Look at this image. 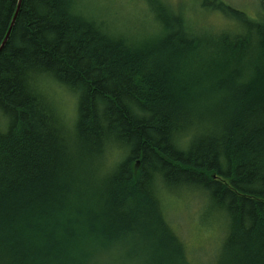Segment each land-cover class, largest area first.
<instances>
[{
	"label": "trees",
	"instance_id": "16d2710c",
	"mask_svg": "<svg viewBox=\"0 0 264 264\" xmlns=\"http://www.w3.org/2000/svg\"><path fill=\"white\" fill-rule=\"evenodd\" d=\"M142 1L130 34L80 0H21L0 50V264H139L156 245L194 264L161 220L170 187L223 210L213 264H264V0L257 17L202 0L233 23L197 31ZM17 2L0 0V44ZM53 84L75 96L72 126Z\"/></svg>",
	"mask_w": 264,
	"mask_h": 264
},
{
	"label": "rangeland",
	"instance_id": "374dc122",
	"mask_svg": "<svg viewBox=\"0 0 264 264\" xmlns=\"http://www.w3.org/2000/svg\"><path fill=\"white\" fill-rule=\"evenodd\" d=\"M173 10L181 11L185 20L190 23L192 29L195 26L210 27L213 29H231L233 22L225 17L221 12L208 9L202 5V0H163ZM224 3L245 12L250 17H257L261 12V0H221ZM83 12L98 16L107 22L108 28L117 32H122L124 28L132 29L136 27V22L145 18V4L142 0H80ZM130 27V28H129ZM143 29V27H142ZM140 29V32L141 30ZM133 32V31H130ZM131 34V33H130ZM54 97L64 106L63 112L67 115L74 112L75 96L66 88L53 84ZM2 119L0 120V129ZM198 195L188 193L170 197L167 210L171 216L174 226L178 230L184 231V237L190 243V260L194 264H209V260L214 256L221 239L220 225H215L214 219L205 218L207 211L202 207ZM208 223H201L200 213ZM201 224V225H200ZM103 264H126L121 256H105ZM128 264H135L129 261Z\"/></svg>",
	"mask_w": 264,
	"mask_h": 264
},
{
	"label": "bare ground",
	"instance_id": "6f19581e",
	"mask_svg": "<svg viewBox=\"0 0 264 264\" xmlns=\"http://www.w3.org/2000/svg\"><path fill=\"white\" fill-rule=\"evenodd\" d=\"M15 13V11H14ZM14 16V14H13ZM87 17L90 18V19H94V20H100V18H98V16H95V15H92V14H87ZM188 25L190 26L191 24L188 23ZM200 26H195V29L197 31V29L199 28ZM130 28V27H129ZM201 28H208V27H201ZM130 31H133V32H130ZM138 31H140V29L138 27H133L132 29H128V28H124V30L122 32H126V33H137ZM1 45V44H0ZM67 89V88H66ZM68 90V89H67ZM48 91V96L52 97L51 100H54L55 101V104H56V108L58 110V112L62 115V117L65 119L64 122L68 125V126H72L73 123L75 122V119H76V111H77V103H76V100H75V103L74 104V112H69V114L67 115L66 113L63 112V108L64 106L61 105V103H59L58 99L56 97H54V90H47ZM69 91V90H68ZM71 92V91H70ZM72 93V92H71ZM73 95V93H72ZM136 169V167H135ZM188 193H195L197 194L198 196V200L201 201L202 203V207L204 208L203 204L207 201H209V195L207 192L205 191H199V190H192L191 187H188L187 189L186 188H182L179 190V192L175 191L174 188H166V190H161V192H159V195L158 197H156L157 199V202L160 203V208L162 210V218L161 220H164L166 223L168 222L172 228L174 229L179 241H181L182 243H184V246H186V256H190V253H189V250H190V243L184 238V237H187L186 234H184V231H180L178 230L173 223V220L171 218V216L169 215V212L167 210V207H168V204H166L170 197H173L175 195H184L186 196V194ZM170 202V201H169ZM200 210H201V206H200ZM206 211H207V214L205 216L208 217L209 219H214V222H215V225H220L219 229L221 230V239H220V243L218 245V248L216 250V253L214 254V256L209 260V264H213L214 261H217V257H218V251L220 249V244H221V240H222V235L226 233V228H227V224H228V221L226 219V217L222 214L224 213L223 210H219V208H216V206L214 205V203H210V205L208 206V204L206 205ZM216 217V219L214 218ZM204 223L205 225H207L208 223L204 220V217L201 221V223ZM201 225V224H200ZM160 251L158 249V246L156 245L155 247H149L148 248V252H147V255L144 254L146 256V260L144 258V261L139 263V264H176L175 262V259H170L166 256V253L164 251H160L161 254L159 255L157 252ZM163 250V249H162ZM119 252H122V250H117ZM117 254V253H116ZM137 258L139 260L140 257H143L142 255L140 254H137ZM217 255V256H216ZM119 256H121V253H119ZM190 258V257H189ZM139 262V261H138Z\"/></svg>",
	"mask_w": 264,
	"mask_h": 264
},
{
	"label": "water",
	"instance_id": "95a60500",
	"mask_svg": "<svg viewBox=\"0 0 264 264\" xmlns=\"http://www.w3.org/2000/svg\"><path fill=\"white\" fill-rule=\"evenodd\" d=\"M20 4H21V0H18V2H17V7H16V10H15L14 16H13V18L11 19V22H10L9 28H8V30H7V32H6V34H5V37H4V39H3V41H2V43H1V45H0V50L2 49V47L4 46V44H5V42H6L7 38H8V35H9V32H10V29H11L13 23H14V20H15V18H16V15H17V13H18L19 8H20Z\"/></svg>",
	"mask_w": 264,
	"mask_h": 264
}]
</instances>
